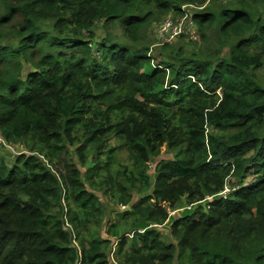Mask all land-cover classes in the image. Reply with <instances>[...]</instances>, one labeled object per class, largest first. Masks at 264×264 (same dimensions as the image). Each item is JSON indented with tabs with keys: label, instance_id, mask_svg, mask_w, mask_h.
Returning <instances> with one entry per match:
<instances>
[{
	"label": "trees",
	"instance_id": "trees-1",
	"mask_svg": "<svg viewBox=\"0 0 264 264\" xmlns=\"http://www.w3.org/2000/svg\"><path fill=\"white\" fill-rule=\"evenodd\" d=\"M187 5L203 48L155 62ZM0 137V264H264V0H0Z\"/></svg>",
	"mask_w": 264,
	"mask_h": 264
},
{
	"label": "rangeland",
	"instance_id": "rangeland-1",
	"mask_svg": "<svg viewBox=\"0 0 264 264\" xmlns=\"http://www.w3.org/2000/svg\"><path fill=\"white\" fill-rule=\"evenodd\" d=\"M190 9L189 12L192 13L194 15V13L197 12L195 7H192L191 5H188ZM169 16H173L176 17L173 14H170ZM166 18V17H165ZM22 20V17H18L16 19V23H20ZM158 24H155L150 30L147 31V36H146V41L145 42H141V45L145 43V45L147 47H150V54L152 56H154L155 58V62H157V57L159 55V53H162V50H160V46H158L157 44V39L155 37V31L157 28ZM9 28V27H6ZM95 32H96V37L97 38H106L108 36V33H114L116 34L118 37L123 38V34H122V29L119 26H114V27H107L105 28L103 26L102 23H98L97 26L95 27ZM125 41L131 43L130 40L124 38ZM172 46H177V45H181L184 47L185 51H192V50H199L201 48H203V46L200 48L199 44L190 42L188 40H184V39H179L177 42L172 43ZM229 54V50H225L224 55H228ZM31 70V67L29 65L25 66V69L23 71V76H26L28 71ZM7 145V146H6ZM5 144H1L0 143V152H2L3 155H6V160L10 161L13 157H15L18 153H21L23 151V147L20 145H14L12 149H10L7 143ZM112 145L113 146H118L120 145V142L117 140H112ZM9 146V147H8ZM119 156L121 157L122 163L124 165H127L128 167H132V163L129 160V155L126 149H123L121 151H118ZM173 158V154L164 146L161 149V155L159 156V158H153L151 159L150 163H149V175L151 177L154 176L155 173V168L157 167L158 163L163 160V159H172ZM98 195L100 196L101 202L103 203L104 207L107 209V213H108V218L110 222H117L120 217H122L123 213L127 211H131L132 210V206H127V207H123L117 204V202L109 197H106L103 192H98ZM140 197H142L141 195L137 194L136 192H134V202H137ZM205 204V202H203ZM183 204V202H182ZM181 204V205H182ZM196 206H189L186 203L184 204L183 207H180L178 210H171L170 209V217L167 220V223L164 226H161L160 229L164 231L165 234H168L170 231V226L172 224V222L174 221L175 218L181 216H187L192 214L195 209ZM146 226V225H145ZM150 226V225H149ZM107 226L105 225V231H106ZM105 231H103V236H105ZM116 241L115 240V246H116ZM114 246V248H115Z\"/></svg>",
	"mask_w": 264,
	"mask_h": 264
},
{
	"label": "built area",
	"instance_id": "built-area-1",
	"mask_svg": "<svg viewBox=\"0 0 264 264\" xmlns=\"http://www.w3.org/2000/svg\"><path fill=\"white\" fill-rule=\"evenodd\" d=\"M188 8V5L183 7L184 14L181 17L167 16L158 24L155 31L158 46L172 44L181 38L194 43L200 42L201 35L193 20L194 15L189 12ZM229 192L230 190L227 189L223 195L226 196ZM208 201L210 198L204 202Z\"/></svg>",
	"mask_w": 264,
	"mask_h": 264
},
{
	"label": "crops",
	"instance_id": "crops-1",
	"mask_svg": "<svg viewBox=\"0 0 264 264\" xmlns=\"http://www.w3.org/2000/svg\"><path fill=\"white\" fill-rule=\"evenodd\" d=\"M0 142H2V139H1V137H0ZM144 226V224L143 225H141V227H143Z\"/></svg>",
	"mask_w": 264,
	"mask_h": 264
}]
</instances>
